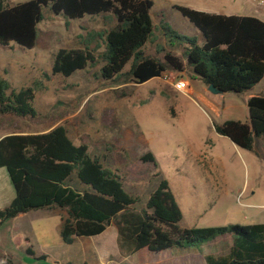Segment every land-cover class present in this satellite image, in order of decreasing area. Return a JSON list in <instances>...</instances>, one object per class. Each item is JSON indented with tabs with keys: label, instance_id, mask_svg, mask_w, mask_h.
Here are the masks:
<instances>
[{
	"label": "rangeland",
	"instance_id": "1",
	"mask_svg": "<svg viewBox=\"0 0 264 264\" xmlns=\"http://www.w3.org/2000/svg\"><path fill=\"white\" fill-rule=\"evenodd\" d=\"M153 1V34L143 50L145 55L160 59L164 52L159 50H170L162 36L161 22L203 41L201 32L174 5L208 13L264 16V10L251 0ZM43 13L35 49L15 42L0 44V73L10 85L9 92L26 88L34 92L38 115L22 119L42 122L52 129L64 126L76 145L87 146L89 154L99 158L121 179L126 191L138 198L130 207L133 212L141 214L160 182L167 180L183 212L181 228L264 224V137H254L253 149L247 150L215 130L228 120L249 119L246 94H212L200 80H191L188 73L174 72L175 77L189 81L190 89L185 93L163 77L144 84L125 76L107 79L102 69L105 62L99 57L95 64L70 77L55 75L52 67L60 49L88 43L97 55L101 54L105 49L102 33L116 22L113 14L106 13L77 20L56 15L50 7ZM172 52L182 54L181 48ZM254 94L264 96V79ZM149 152L156 166L142 159ZM70 184L78 190L88 188L75 174ZM114 230L110 227L107 236ZM101 239L96 236L92 242ZM234 240L235 236L228 234L199 248L147 253L143 259L139 257L140 264L179 263L192 258L197 261L192 264H205L208 255H227ZM125 241L130 253L132 243L127 238ZM115 246L112 241L103 248L113 250Z\"/></svg>",
	"mask_w": 264,
	"mask_h": 264
},
{
	"label": "trees",
	"instance_id": "2",
	"mask_svg": "<svg viewBox=\"0 0 264 264\" xmlns=\"http://www.w3.org/2000/svg\"><path fill=\"white\" fill-rule=\"evenodd\" d=\"M45 7L70 20L106 13L113 14L116 22L102 33L105 49L101 54L97 55L88 43L60 49L52 67L55 75L70 77L103 58L105 78L125 76L136 84L173 71L188 73L191 80L213 85L222 94H245L264 78V22L252 16H228L174 5L201 32L202 43L161 22L162 36L170 50H159L164 52L162 59L145 55L143 48L154 28L153 0H29L16 5L0 0V44L15 42L34 49ZM176 48H181L180 56L172 52ZM10 89L0 75V113L37 117L33 90ZM247 106V121L228 120L215 130L238 147L252 150L254 137H264V96L250 97ZM142 159L156 166L152 153ZM2 167L9 172L16 198L0 211V225L33 209L59 207L67 213L61 231L66 244L74 243L76 237L100 235L112 222L120 236L131 241L132 253L145 248L154 253L172 248L185 251L233 234L230 252L208 255L205 264H264V224L181 228L183 212L167 180L160 182L141 214L133 212L130 207L138 198L126 191L121 179L99 158L89 154L87 146L74 144L62 125L43 134H14L1 139ZM74 174L88 188L72 187Z\"/></svg>",
	"mask_w": 264,
	"mask_h": 264
},
{
	"label": "crops",
	"instance_id": "3",
	"mask_svg": "<svg viewBox=\"0 0 264 264\" xmlns=\"http://www.w3.org/2000/svg\"><path fill=\"white\" fill-rule=\"evenodd\" d=\"M240 16H252L264 22V16L258 13ZM255 87L245 93L246 101L255 96ZM51 130L52 128L42 122L34 123L16 115L0 113V140L14 134H43ZM15 198V186L8 170L2 167L0 168V211L10 206ZM66 217V211L61 208L48 207L33 209L16 218L5 220L0 225V264L2 260H6L8 264H75V262H79L78 264H140L141 260L148 255L147 253L151 255L154 253L147 248L136 253H132L131 249L129 253L125 237L120 236L114 222L102 234L97 235L102 238L98 243L92 242L93 237H96L92 236L76 237L74 243L66 244L61 236ZM110 227L116 230L107 236V230ZM112 241L116 245L113 250H105L103 247H106L107 242ZM193 261L197 262L192 258L191 261L181 259L179 263L170 261L168 264H192L190 262Z\"/></svg>",
	"mask_w": 264,
	"mask_h": 264
},
{
	"label": "built area",
	"instance_id": "4",
	"mask_svg": "<svg viewBox=\"0 0 264 264\" xmlns=\"http://www.w3.org/2000/svg\"><path fill=\"white\" fill-rule=\"evenodd\" d=\"M259 9L264 10V0H251ZM162 77L168 81L177 91L185 93L190 89V83L184 78H178L174 76L173 72L166 71ZM1 264H8L6 260H2Z\"/></svg>",
	"mask_w": 264,
	"mask_h": 264
},
{
	"label": "water",
	"instance_id": "5",
	"mask_svg": "<svg viewBox=\"0 0 264 264\" xmlns=\"http://www.w3.org/2000/svg\"><path fill=\"white\" fill-rule=\"evenodd\" d=\"M208 88H209V91H210L212 94H215V95H217V94H222V92L219 91V90H217L213 85H210Z\"/></svg>",
	"mask_w": 264,
	"mask_h": 264
}]
</instances>
